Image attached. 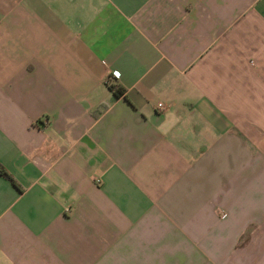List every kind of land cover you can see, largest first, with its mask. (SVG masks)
<instances>
[{
	"label": "crops",
	"instance_id": "1",
	"mask_svg": "<svg viewBox=\"0 0 264 264\" xmlns=\"http://www.w3.org/2000/svg\"><path fill=\"white\" fill-rule=\"evenodd\" d=\"M0 167V264H264V0H0Z\"/></svg>",
	"mask_w": 264,
	"mask_h": 264
},
{
	"label": "trees",
	"instance_id": "2",
	"mask_svg": "<svg viewBox=\"0 0 264 264\" xmlns=\"http://www.w3.org/2000/svg\"><path fill=\"white\" fill-rule=\"evenodd\" d=\"M106 86L108 90L112 93L114 99H119L124 97L125 89L117 84L112 77H108L106 80ZM0 175L10 181L12 184H15L13 179L0 167Z\"/></svg>",
	"mask_w": 264,
	"mask_h": 264
},
{
	"label": "built area",
	"instance_id": "3",
	"mask_svg": "<svg viewBox=\"0 0 264 264\" xmlns=\"http://www.w3.org/2000/svg\"><path fill=\"white\" fill-rule=\"evenodd\" d=\"M111 77L114 79V80H118L119 79V75L116 73V72H113ZM156 110L157 111H164L165 110V106L161 103H158L156 105ZM98 183V181H96Z\"/></svg>",
	"mask_w": 264,
	"mask_h": 264
}]
</instances>
